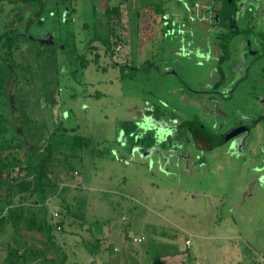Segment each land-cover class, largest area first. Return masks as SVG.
Wrapping results in <instances>:
<instances>
[{
	"label": "rangeland",
	"instance_id": "374dc122",
	"mask_svg": "<svg viewBox=\"0 0 264 264\" xmlns=\"http://www.w3.org/2000/svg\"><path fill=\"white\" fill-rule=\"evenodd\" d=\"M42 1L39 15L0 1V114L15 128L0 148L28 134L42 148L61 126L92 143L54 152L39 212L0 196V264L12 251L19 264H264V0H233L248 32L222 64V0ZM28 19L46 45L23 36ZM194 117L217 136L250 129L199 150L180 129ZM43 219L51 230H27Z\"/></svg>",
	"mask_w": 264,
	"mask_h": 264
},
{
	"label": "trees",
	"instance_id": "16d2710c",
	"mask_svg": "<svg viewBox=\"0 0 264 264\" xmlns=\"http://www.w3.org/2000/svg\"><path fill=\"white\" fill-rule=\"evenodd\" d=\"M3 1V0H0ZM14 2H23V3H35L38 6V14L42 12L43 1L42 0H9ZM107 15L110 14H118V9L113 8L106 12ZM32 19H28L26 22V28L24 30L23 36L26 39H29L31 42H38L41 45H46L43 42H39L35 38L31 37L27 34V29L29 28ZM20 36V35H19ZM18 36V37H19ZM95 40V39H94ZM47 44H54V41L50 42V39H47ZM91 41L88 42L90 44ZM14 45V40L10 39L3 46L11 48ZM106 45V51L109 53L110 57L113 55V51L109 44ZM80 58L79 55H77ZM125 65H121V71ZM0 73L2 76L0 77V93L4 92V83L6 79L11 76L10 72H7L6 67H0ZM12 77V76H11ZM12 98L11 94L8 96ZM25 123L30 124L31 119H27ZM200 124H191V121H184L180 125V129H182L183 134L188 133L193 137L196 142V146L201 150H211L221 143L216 139H210L206 134H203V129L199 127ZM14 125L6 121V118L3 114H0V135L3 136V130L6 131H14ZM135 127L133 125H127L126 130L127 134H133V130ZM31 132V131H29ZM31 138L26 141L20 142H12L8 141L4 142V147L0 148V196L4 199L7 205H10L12 199L16 196H23L29 201V204L23 206L21 208V214L24 215L25 211H33L37 210L40 205H43L46 202V196L48 191L52 186V181L48 175L47 167L53 157L55 151H64L68 150L73 154L82 148H87L90 146L92 141L88 138L71 135L68 136L65 128L62 126L59 127V131L52 132L48 138L46 144L40 148L38 146L39 139H35V136L28 134ZM1 136V137H2ZM31 140H35L34 142H30ZM149 143L140 142L139 144L143 147H151L152 142ZM60 151V152H61ZM68 157V155H65ZM17 208L12 210L9 209V215H11V224L14 230H17L18 225L21 223V218L16 216ZM39 212V211H38ZM2 219V217H1ZM0 219V220H1ZM2 219L1 221H4ZM0 221V222H1ZM45 225V227L43 226ZM36 226L39 232L49 231L51 227L48 226L44 219L40 222H32L29 221L27 224V230L30 231L32 228ZM48 234V233H47ZM48 236H50L48 234ZM11 257V264H19L18 263V255L15 251L9 254ZM33 261L36 260L35 254L33 255ZM58 264H63L62 262Z\"/></svg>",
	"mask_w": 264,
	"mask_h": 264
},
{
	"label": "flooded vegetation",
	"instance_id": "af4514ba",
	"mask_svg": "<svg viewBox=\"0 0 264 264\" xmlns=\"http://www.w3.org/2000/svg\"><path fill=\"white\" fill-rule=\"evenodd\" d=\"M236 7H234V3H233V0H232V6H231V12L230 13H228L227 12V10H226V8H224V0H222V11L220 12V14H219V16H220V18L222 19V24L225 26V28H226V33L225 34H223V35H220V41H221V48H222V50H223V52H224V55H223V58L221 59V61H220V63L222 64L223 62H224V60H225V57L227 56V53H228V51H227V46L229 45V43H230V40L233 38V37H235L236 35H240V34H242L243 35V33H245V34H247V30H243V29H239L238 27H237V25H236V23H235V21H234V19H233V12H236ZM248 50H249V53L250 52H252L253 53V51H252V49H251V45H250V47L248 46ZM259 120H261V117H258V119L255 121V123H257ZM182 123V122H181ZM181 123H180V125H181ZM191 124H200V122L198 121V119L197 118H193L192 119V121H191ZM202 125L200 124V126L199 127H201ZM203 127V126H202ZM243 127H245L246 128V130H248V129H250V127H248V126H238V127H236V128H233L232 130H230V131H228L227 133H225L224 135H220V136H217V135H214V134H212V133H210L209 131H208V134H206L207 135V137L208 138H210V139H216V140H218V141H220V145L219 146H221V145H223V144H225V143H227L228 141H230V140H227V141H225V142H222L221 141V138L222 137H224V136H226V135H228L229 133H231L233 130H235V129H237V128H243ZM245 130V131H246ZM243 131H241L240 133H242ZM204 134V133H203ZM237 136V135H236ZM190 137H191V140H192V142H193V144H194V146L197 148V146H196V142H195V140L193 139V137L190 135ZM218 147V146H217ZM216 148V147H215ZM198 149V148H197ZM199 150H201V149H199Z\"/></svg>",
	"mask_w": 264,
	"mask_h": 264
},
{
	"label": "water",
	"instance_id": "95a60500",
	"mask_svg": "<svg viewBox=\"0 0 264 264\" xmlns=\"http://www.w3.org/2000/svg\"><path fill=\"white\" fill-rule=\"evenodd\" d=\"M231 6H232V0H224V8H226L228 13L231 12ZM201 128L203 129L204 134H208V131L204 127H201ZM245 130H246L245 127L237 128V129L233 130L231 133H229L228 135L222 137L221 141L225 142L227 140H230L233 137H235L236 135H238L241 131H245Z\"/></svg>",
	"mask_w": 264,
	"mask_h": 264
}]
</instances>
